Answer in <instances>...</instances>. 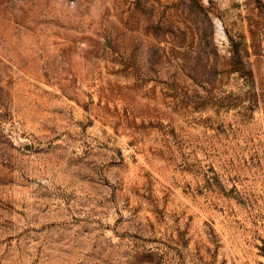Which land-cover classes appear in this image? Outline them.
I'll list each match as a JSON object with an SVG mask.
<instances>
[{"label": "rangeland", "instance_id": "1", "mask_svg": "<svg viewBox=\"0 0 264 264\" xmlns=\"http://www.w3.org/2000/svg\"><path fill=\"white\" fill-rule=\"evenodd\" d=\"M0 264H264V0H0Z\"/></svg>", "mask_w": 264, "mask_h": 264}]
</instances>
